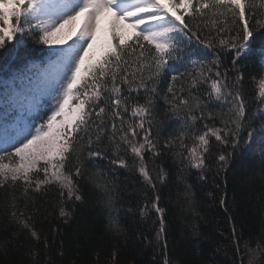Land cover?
Returning a JSON list of instances; mask_svg holds the SVG:
<instances>
[{
  "label": "snow or ice",
  "instance_id": "obj_1",
  "mask_svg": "<svg viewBox=\"0 0 264 264\" xmlns=\"http://www.w3.org/2000/svg\"><path fill=\"white\" fill-rule=\"evenodd\" d=\"M260 16L264 0H0V187L19 185L24 195L56 187L59 214L68 218L63 205L84 200L78 181L92 164L90 179L102 193V210L119 233L115 174H137L154 193L140 215L158 216L155 239L164 250L163 264H171L165 209L156 192L167 176L154 159L161 154L163 126L156 119L159 86L166 82L168 118L177 117L181 125L163 147L179 148L175 156L185 171L196 170L203 182L213 165L218 176L237 159L258 156L264 176ZM30 41L40 47H29ZM36 52L46 63L31 62ZM246 75L256 86L255 109L249 107ZM105 160L111 180L96 163ZM185 198L195 213L190 185ZM13 201L11 218L39 240L31 215ZM219 203L228 212L225 195ZM193 235H199L194 225ZM231 237L239 255L235 225Z\"/></svg>",
  "mask_w": 264,
  "mask_h": 264
},
{
  "label": "trees",
  "instance_id": "obj_2",
  "mask_svg": "<svg viewBox=\"0 0 264 264\" xmlns=\"http://www.w3.org/2000/svg\"><path fill=\"white\" fill-rule=\"evenodd\" d=\"M264 21V16L258 17ZM254 21L250 20V24ZM207 31V29H206ZM29 47L40 46L29 42ZM31 62L43 65L44 57L38 52L30 57ZM257 65L253 64L251 75H255ZM249 107L255 109L253 101L255 84L246 75ZM161 96L157 98L156 119L163 122L159 128L161 144L160 156L155 157V165L162 166L167 173L163 182L157 183L160 195L159 206L165 209L167 258L171 264H264V176L260 174L259 157L237 159L228 169L217 176L213 165L209 179L198 180L196 170L185 171L177 162L178 147H163V141L171 134L175 136L181 127L179 119H169L164 100L166 82L160 84ZM134 99L135 93L133 94ZM141 93L139 100L144 102ZM216 111H220L219 108ZM210 123H212L210 121ZM220 126L219 119L215 121ZM202 122L196 123L199 129ZM157 129L154 128L153 135ZM187 143H191L186 139ZM214 144L212 151L216 153ZM124 153L121 151L120 153ZM148 167L153 168L149 157ZM71 163V162H70ZM102 171L111 180L107 171V161H97ZM78 182L82 187L84 200L64 204L71 216H60V197L56 187H49L39 193L23 194L22 188L8 185L0 187V264H163L164 250L155 239L159 228L158 216L150 214L142 217L139 208L145 200L154 195L144 181L127 170L116 172V184L121 207L119 223L122 231L117 233L109 227L106 213L102 210L99 197L102 193L95 189L90 177L96 171L92 164ZM155 176V172L152 173ZM103 182V181H99ZM216 184L220 185L217 189ZM191 186L195 203V213L186 203V186ZM147 192V197L145 196ZM225 195L228 212L220 205L219 199ZM13 197L18 211L31 215L39 240L21 231L11 218ZM231 217V218H230ZM193 225L199 235H193ZM237 229L240 253L232 242L231 230ZM46 242V244H45ZM248 249H255V254ZM253 253V254H252Z\"/></svg>",
  "mask_w": 264,
  "mask_h": 264
},
{
  "label": "rangeland",
  "instance_id": "obj_3",
  "mask_svg": "<svg viewBox=\"0 0 264 264\" xmlns=\"http://www.w3.org/2000/svg\"><path fill=\"white\" fill-rule=\"evenodd\" d=\"M5 162H7V161H5ZM253 254V253H252ZM254 254H255V252H254Z\"/></svg>",
  "mask_w": 264,
  "mask_h": 264
}]
</instances>
